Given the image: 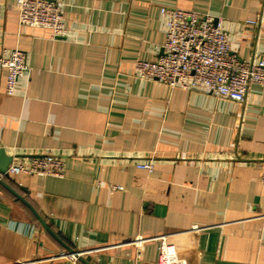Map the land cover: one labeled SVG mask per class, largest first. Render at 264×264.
Masks as SVG:
<instances>
[{
  "label": "crops",
  "instance_id": "1",
  "mask_svg": "<svg viewBox=\"0 0 264 264\" xmlns=\"http://www.w3.org/2000/svg\"><path fill=\"white\" fill-rule=\"evenodd\" d=\"M52 1L65 37L20 26L17 1L0 0V53L19 48L31 67L15 94L0 75V149L65 162L64 176L11 186L89 264H160L165 234L199 264H264V87L241 101L133 73L163 53V6L220 17L242 59L264 58V0ZM34 215L0 185V264H87L59 256Z\"/></svg>",
  "mask_w": 264,
  "mask_h": 264
},
{
  "label": "built area",
  "instance_id": "2",
  "mask_svg": "<svg viewBox=\"0 0 264 264\" xmlns=\"http://www.w3.org/2000/svg\"><path fill=\"white\" fill-rule=\"evenodd\" d=\"M20 26L43 27L52 37H65L69 30L64 22L60 4L52 0H16ZM166 20L163 53L155 61L137 60L134 75L147 80H157L172 87L197 88L207 94L245 100L252 84L264 87V58L242 59L233 49L220 17L210 13L176 6H163ZM247 24L256 25L249 19ZM7 71V93L15 94L18 82L30 77L31 67L27 52L14 48L0 53V75ZM137 166L152 171V161H139ZM10 176L38 175L61 177L65 174L64 159L52 153L14 156L8 167ZM112 190L123 189L111 185ZM204 228L195 226L193 233ZM175 234H165L160 240V264H199L197 256L182 255ZM148 238H138L136 242ZM80 255L81 253L78 252ZM59 256L77 258L63 251Z\"/></svg>",
  "mask_w": 264,
  "mask_h": 264
},
{
  "label": "water",
  "instance_id": "3",
  "mask_svg": "<svg viewBox=\"0 0 264 264\" xmlns=\"http://www.w3.org/2000/svg\"><path fill=\"white\" fill-rule=\"evenodd\" d=\"M14 159V156L11 154H7L6 150L1 148L0 149V184L3 185L5 188H7L10 192H12L16 197H18L27 207L30 208V210L35 214V216L38 218L42 226L50 232V234L58 240L66 249L67 252L73 253L77 256V258L81 259L82 261L89 264L87 260H85L82 256L78 254L76 250H74L71 246H69L67 243H65L46 223V221L43 219V217L40 215V213L37 211V209L33 206L32 203H30L24 196H22L16 189H14L6 180L5 177H10L8 174V167L12 163ZM25 191H28L26 188L23 187Z\"/></svg>",
  "mask_w": 264,
  "mask_h": 264
},
{
  "label": "trees",
  "instance_id": "4",
  "mask_svg": "<svg viewBox=\"0 0 264 264\" xmlns=\"http://www.w3.org/2000/svg\"><path fill=\"white\" fill-rule=\"evenodd\" d=\"M5 180L11 185V184H13V181H12V179L10 178V177H5ZM1 185V184H0ZM1 186H3V185H1ZM4 187V186H3ZM29 210H30V208L29 207H27ZM32 212V211H31ZM33 213V212H32ZM34 214V213H33ZM35 216V215H34ZM35 218H36V220H38L37 219V217L35 216ZM39 221V220H38Z\"/></svg>",
  "mask_w": 264,
  "mask_h": 264
}]
</instances>
